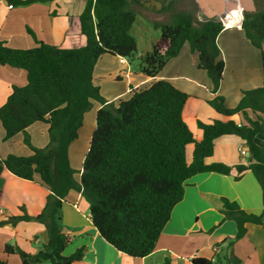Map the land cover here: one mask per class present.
I'll return each mask as SVG.
<instances>
[{
	"label": "trees",
	"instance_id": "trees-1",
	"mask_svg": "<svg viewBox=\"0 0 264 264\" xmlns=\"http://www.w3.org/2000/svg\"><path fill=\"white\" fill-rule=\"evenodd\" d=\"M52 1L9 0L13 7ZM132 2L86 0L80 15L86 44L80 48L44 43L31 28L28 32L37 47L13 48L0 40V64L25 70L28 80L23 87L13 86L0 108L5 141L23 133L25 144L33 151L28 157H0V175L7 170L28 181L37 178L50 191L37 217L25 213L0 222V227L41 223L48 231L49 242L35 254L6 244L8 255L18 254L29 264H75L83 260L85 246L64 255L72 237L62 223V206L71 191L80 193L89 203L93 226L101 238L133 259L155 252L174 208L184 200L187 181L198 174L231 175L235 169V180L239 181L251 172L262 188L264 202V148L255 142L258 133L264 134V85L244 91L235 108H228L222 96L209 100V105L226 120L199 122L202 136L196 141L183 117L190 96L172 81L157 77L188 43L198 56V69L208 74L212 92L217 93L225 69L217 42L223 24L218 19L201 21L191 13L174 15L170 23L154 22L161 31L160 43L139 55L131 34L137 20ZM242 29L261 51L264 76V11L246 14ZM106 55L129 61L139 58V72L149 82L131 86L127 98L108 104L95 84L96 66ZM95 102L102 107L97 111L96 128L77 179L69 149L78 140L85 114ZM35 123L49 126V144L44 148L31 143L27 130ZM223 136L244 140L250 160L234 167L209 162L215 141ZM191 144L194 151L189 161L187 147ZM219 211L223 219L210 232L232 220L237 226L236 235L228 239L225 247L219 243L213 258L196 257L192 264H240L231 248L246 235L248 224L264 228V210L259 215L248 213L238 203L223 198ZM0 264L7 262L0 260ZM163 264H172L171 258L167 257Z\"/></svg>",
	"mask_w": 264,
	"mask_h": 264
},
{
	"label": "crops",
	"instance_id": "crops-1",
	"mask_svg": "<svg viewBox=\"0 0 264 264\" xmlns=\"http://www.w3.org/2000/svg\"><path fill=\"white\" fill-rule=\"evenodd\" d=\"M195 1L197 3L194 11L199 14L200 17L198 15L197 17L201 21L219 20L218 16H223L230 6V0ZM75 2L71 3L67 0L66 3H61V0H54L28 6H14L10 9L9 0H0V40L6 41L13 48L37 47L38 44L28 32V28H31L38 39L47 44L63 48H74L71 45L75 43L83 44L84 38L80 34V15L84 8L76 7L78 3ZM79 2L86 3V0ZM137 2L140 4L141 0ZM233 3L240 5L246 12L252 11L246 7V4H252L253 11H256L255 0H234ZM180 13L193 14L188 10ZM157 14L160 18L164 17ZM177 14L179 13L174 15ZM154 15L155 13L150 16V19L154 18ZM234 18V21L240 19L239 13ZM217 42L221 50V58L225 62L223 81L217 93L212 92V83L208 74L198 69V56L186 44L181 53L171 59L157 77V79L172 81L190 96L185 105L183 117L188 124L190 121L196 127L199 122L213 123L217 120H226L208 103L215 96L224 97L227 107L235 108L244 91L264 85L261 51L253 46L242 27L232 25L223 29ZM157 43L152 40L146 51L140 49L137 43L139 54L144 55L149 52ZM116 59L121 66L116 69L107 68L104 73L108 72L110 75L119 73L120 80L127 79L126 89L118 92V89L110 87L108 94L104 96V86L95 78V84L100 86L108 104L125 97L131 86L139 87L149 82V78L139 72V66L134 72V69L129 67V60L119 57L111 60ZM104 64L107 67L106 61ZM27 83L25 70L0 64V108L7 101L13 86L23 87ZM101 107L99 104L95 110L98 111ZM48 129L49 126L45 123H35L31 126L27 131L32 145L38 148L46 147L49 144ZM197 134L200 136L198 130ZM5 136L6 132L0 121L1 158L4 159L9 155L28 157L33 154L31 148L24 142L23 133L7 141ZM77 144L74 142L70 146V155ZM242 152L247 153V156H243ZM250 158L249 148L244 140L237 136H223L215 141L214 155L209 162L225 163L234 167L236 164L246 163ZM236 175L237 172L234 169L231 175L206 172L189 179L184 200L174 208L155 252L146 258L133 259L113 248L101 238L93 226L91 216L84 218L85 228L79 231L65 229L72 237V242L64 255L69 256L79 247L85 246L83 260L75 264H163L162 259L167 257L171 258L172 264H192V259L196 257L211 259L218 251L217 245L222 243L223 247L227 246L228 239L237 233L236 223L232 220L225 221L210 232L223 219V214L219 211L223 198L238 203L248 213L259 215L264 210L263 191L255 176L251 172H246L239 181H236ZM49 194L50 191L37 178L35 181H28L18 178L7 170L4 171L0 175V222L13 216H23L25 213L31 217H37L44 210ZM68 201L77 215L78 205L84 201V198L80 193L71 191L66 197V202ZM33 242L36 245L49 242L48 231L41 223L20 222L16 226L9 224L0 227V260L6 261L7 264H22L23 260L18 254L5 253V245H17L25 252L35 254L38 251L32 247ZM231 250L240 259V264H264V228L248 224L246 235L236 242ZM158 256H161L160 260H157Z\"/></svg>",
	"mask_w": 264,
	"mask_h": 264
},
{
	"label": "rangeland",
	"instance_id": "rangeland-1",
	"mask_svg": "<svg viewBox=\"0 0 264 264\" xmlns=\"http://www.w3.org/2000/svg\"><path fill=\"white\" fill-rule=\"evenodd\" d=\"M66 3L67 0H61V3ZM71 1V3H78V5L76 7H81L82 8L85 7L86 3H82V5H80L81 3L79 1L81 0H69ZM132 4H133V10L137 13V21L135 22L134 26L132 27L131 30V34L132 36L135 37L140 49L146 51L147 46H149V44L151 43L152 40H154V42H158L160 43L161 40V31L160 29H157L154 25V22H162V23H170L171 19L173 18L174 14L176 13H180L183 12V10H188V12H192L193 14H196V16L199 14L196 13L194 11V2L193 0H153L154 2H152V0H150L152 3L151 5H140L138 4V2L136 0H132ZM145 2H147V0H144ZM159 1V2H158ZM85 2V1H84ZM256 2V11L255 12H262L264 11V0H255ZM154 3V4H153ZM62 4H60L61 6ZM154 18L150 19V16H152L153 14ZM159 13L161 16H164L163 18H160L159 15L157 14ZM249 13H254V11H248L246 12L244 9V18L246 14ZM233 14V13H232ZM231 14V15H232ZM238 14V12H235L234 16ZM231 15L229 17V20H231ZM197 17V18H198ZM199 19V18H198ZM81 34V32H80ZM83 36V35H82ZM84 38V36H83ZM85 38H84V43L80 44V43H75L74 48L76 47H80L85 45ZM186 46H189L188 43H186ZM61 47V46H60ZM63 48V47H62ZM68 48V47H67ZM139 54V52H138ZM146 54V53H145ZM140 55V54H139ZM104 58V60H100L99 65H98V70H97V82L100 83L102 86H104V96L105 94H108L110 87L113 89H118V92H122L124 89H126V83H127V79H122L119 80L118 76L119 73H112V75H110L108 72L104 73L107 68L110 69V67H113L114 69H116V67H120L121 64L119 62L118 59L116 60H111L112 58H115L114 56L111 55H107L102 57V59ZM108 59V60H107ZM105 61H106V65L105 66ZM101 63V64H100ZM140 65V61L139 58H135L133 61L129 62V67L130 69H134V72H136V70L138 69V66ZM95 74V75H96ZM101 78H106V79H101ZM109 86V87H108ZM125 98H127V96H125ZM94 105L97 107V105H99L98 102H95ZM93 106L94 108H92L91 110H89L88 112H86L85 114V118H84V126L83 128L80 130L79 132V138L78 140L75 141V143H78L77 145L74 146L73 150H71V155L69 152V158H70V162L72 167L76 170V177L77 179H79L80 174L78 173L79 171H81L82 166H83V162L85 159V156L87 154V151L89 148V144L92 138V135L95 131L96 128V115H97V110L96 107ZM238 117L235 118V120H237ZM189 120V119H187ZM188 125V127L190 128V130L193 132L196 141H198V139L201 138V131L198 129V127L194 126L190 121L189 124L187 121H185ZM197 130L200 133V136H198L197 134ZM91 136V137H90ZM90 137V139H88ZM193 151H194V145L191 144L187 147V157L189 161H192V157H193ZM79 212H77L76 215V211L74 210L72 204L68 202H64L63 206H62V223L64 225L65 228H68L70 230L76 231V230H81L82 228H85V223L83 222L84 218L86 217H90V205L89 203L84 199V201H82L79 205ZM78 225V226H77ZM77 226V227H75ZM15 244V243H13ZM32 247L34 249H36L37 251H39L42 247L41 245H36L34 242L32 243ZM69 248V247H68ZM67 254V253H65ZM159 258H157V260L161 259V256H158ZM163 261H165V259L163 258L161 263H164ZM44 264H49L47 262H45Z\"/></svg>",
	"mask_w": 264,
	"mask_h": 264
},
{
	"label": "built area",
	"instance_id": "built-area-1",
	"mask_svg": "<svg viewBox=\"0 0 264 264\" xmlns=\"http://www.w3.org/2000/svg\"><path fill=\"white\" fill-rule=\"evenodd\" d=\"M234 0H230V6L229 8H231L230 10H228L222 17L219 18V21H221V23L223 24V27L224 29L228 28V27H231L232 25H237L239 27H242V24H243V21H244V10L243 8L236 4V3H233ZM10 9L13 8V5H10L9 6ZM236 9H239L240 12L242 13V18L241 20L236 23V24H230L229 21H227L228 17L231 15V13H234ZM243 156H247V153L245 152H242Z\"/></svg>",
	"mask_w": 264,
	"mask_h": 264
},
{
	"label": "water",
	"instance_id": "water-1",
	"mask_svg": "<svg viewBox=\"0 0 264 264\" xmlns=\"http://www.w3.org/2000/svg\"><path fill=\"white\" fill-rule=\"evenodd\" d=\"M246 7H247L249 10H253V6H252V4L247 3V4H246ZM230 9H231V8H229L228 10H230ZM220 17H222V15H221V16H218V18H220ZM255 142H256L259 146L263 147V146H264V134H263V133H258L257 136H256V138H255ZM253 161H255V160H253ZM22 264H29V262H28V260H24Z\"/></svg>",
	"mask_w": 264,
	"mask_h": 264
},
{
	"label": "bare ground",
	"instance_id": "bare-ground-1",
	"mask_svg": "<svg viewBox=\"0 0 264 264\" xmlns=\"http://www.w3.org/2000/svg\"><path fill=\"white\" fill-rule=\"evenodd\" d=\"M235 12H238V13H239L240 19H237V20L234 21V19H235V18H234V14H235ZM235 12H234L233 14L231 13L232 15H231V20H230V21H229V17H230V16H229L228 19H227V21H229L230 24H232V23H233V24H236V23H238V22L241 20V18H242V13L240 12L239 9H236Z\"/></svg>",
	"mask_w": 264,
	"mask_h": 264
},
{
	"label": "flooded vegetation",
	"instance_id": "flooded-vegetation-1",
	"mask_svg": "<svg viewBox=\"0 0 264 264\" xmlns=\"http://www.w3.org/2000/svg\"><path fill=\"white\" fill-rule=\"evenodd\" d=\"M138 1V0H137ZM168 1V0H167ZM152 2H154L153 0H152ZM150 0H147V2H145L144 0H141V4L140 5H151V3H152ZM159 2V1H158ZM169 2H170V0H169ZM193 2H194V4L196 5V1L195 0H193ZM154 4V3H153Z\"/></svg>",
	"mask_w": 264,
	"mask_h": 264
}]
</instances>
